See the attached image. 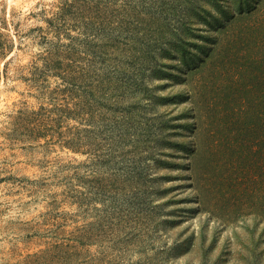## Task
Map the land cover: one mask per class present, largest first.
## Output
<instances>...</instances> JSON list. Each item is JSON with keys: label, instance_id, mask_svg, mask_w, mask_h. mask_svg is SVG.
Listing matches in <instances>:
<instances>
[{"label": "rangeland", "instance_id": "rangeland-1", "mask_svg": "<svg viewBox=\"0 0 264 264\" xmlns=\"http://www.w3.org/2000/svg\"><path fill=\"white\" fill-rule=\"evenodd\" d=\"M71 1L0 0V39L5 44L0 52V264H24L28 256L48 248L55 241L51 224H66V230L100 225L103 241L91 250L112 254L117 264H264V224L257 231L251 217H239L234 226L223 224L213 215L226 212L220 199L197 182L206 119L202 109V116L193 111L187 94L192 80L202 81L205 75L192 77L194 67L205 54L212 55L209 63L220 52L222 24L255 1L193 0L196 7L187 16L179 13L155 25L144 13L147 5L113 0L112 9L129 10L136 38L130 44L138 56L151 60L113 116L114 136L106 97L100 101L105 108L79 122L60 119L55 124L58 109L69 102L51 94L60 79L30 80L34 67L43 69L46 50L62 53L66 45L77 47L87 53L78 60L84 66L104 44L100 37L83 35L80 24L54 27L62 4ZM111 13L97 20L114 22ZM154 30V40L144 38ZM120 42L125 51L116 55L122 60L133 51ZM41 108L51 112L42 135L14 126L20 111ZM73 126L95 140L94 150L76 153L64 146L60 134ZM125 133L121 142L119 134ZM100 157L103 163L93 164ZM79 192L81 206L74 199Z\"/></svg>", "mask_w": 264, "mask_h": 264}, {"label": "trees", "instance_id": "trees-1", "mask_svg": "<svg viewBox=\"0 0 264 264\" xmlns=\"http://www.w3.org/2000/svg\"><path fill=\"white\" fill-rule=\"evenodd\" d=\"M254 1L249 8L240 9L237 16L232 14L222 24L224 39L220 43V52L209 63L207 60L212 55L205 54L194 67L192 77L200 73L205 75L202 81L192 80L190 87L193 86V90L187 94L193 111L202 116L199 111L202 109L206 119L203 163L197 170L194 165L200 175L197 182L206 188V193H212L213 189L220 199L219 206L226 211L225 214L213 215L228 226H234L239 217H251L257 231L259 225L264 224V0ZM137 2L147 5L144 13L155 25L160 21L169 22L179 13L187 16L196 7L193 0ZM113 4V0L104 5L101 0H74L61 6L58 24L54 25L56 29L71 26V23L80 24L85 32L83 35L89 33L87 36L100 37L105 42L97 46L98 54H91V59H86L84 66L78 65V60L86 51L66 45L62 53L43 52V69L33 68L30 78L33 83H45L44 78L58 77L61 82L51 94L57 93L69 100L58 109L57 120H52L55 124L60 119L79 122L82 116L94 113L98 107L105 108L100 101L106 97L103 102L106 101L109 107L105 110H111L113 114L109 133L114 136L113 126L117 120L113 116L121 110L130 89L137 86L135 76L150 67L151 60L138 56L137 48L130 44L136 38H133L134 26L131 27L132 21H129V10L112 9ZM131 8L134 10L133 6ZM87 10L89 15H82ZM107 12L115 13L111 16L115 21L99 22L100 15ZM92 15L95 21L88 22ZM140 21L139 18L138 24ZM155 32L147 33L144 38L154 40ZM121 40L127 42L133 51L126 53L122 60L116 55L125 51L120 47ZM4 49V41L0 39V52ZM50 113L43 108L27 113L20 111L14 126L31 135L37 134V137L42 135L45 121H51ZM57 127L60 128L59 125ZM122 135L126 136V133L119 134L121 142ZM60 136L65 139L64 146L73 152L94 150L92 141L95 140H89L82 130L74 126ZM112 146L115 143L112 142ZM106 156L111 157L109 154ZM95 162L101 164L103 160L100 157L93 164ZM118 174L115 176L120 181L121 174ZM102 191L108 192L107 189ZM81 195L79 192V196L74 198L78 206L82 205ZM227 215L229 219L225 218ZM51 225L53 228L49 233L54 234V243L28 256L24 264H117L112 254H105L97 248L91 250L93 246L100 247L97 241H103L101 238L105 234L100 225L81 224L71 230L65 229L66 224ZM250 234L255 236L254 227Z\"/></svg>", "mask_w": 264, "mask_h": 264}]
</instances>
